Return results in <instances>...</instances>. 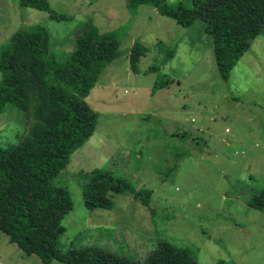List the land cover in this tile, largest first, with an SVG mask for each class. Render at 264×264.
I'll return each instance as SVG.
<instances>
[{
	"label": "rangeland",
	"instance_id": "374dc122",
	"mask_svg": "<svg viewBox=\"0 0 264 264\" xmlns=\"http://www.w3.org/2000/svg\"><path fill=\"white\" fill-rule=\"evenodd\" d=\"M39 2L0 0V50L19 28L41 25L59 63L86 66L110 34L119 53L85 99L96 115L92 137L46 194L70 209L58 248L92 246L138 262L264 264V32L224 82L205 33L224 21L218 10L204 13L207 24L182 28L152 6L130 10L128 0ZM135 42L148 50L137 73L129 64ZM27 122L21 105L0 93L2 149L19 144ZM0 264L44 263L0 231Z\"/></svg>",
	"mask_w": 264,
	"mask_h": 264
},
{
	"label": "trees",
	"instance_id": "16d2710c",
	"mask_svg": "<svg viewBox=\"0 0 264 264\" xmlns=\"http://www.w3.org/2000/svg\"><path fill=\"white\" fill-rule=\"evenodd\" d=\"M34 4L40 0H33ZM192 7H168L162 0H128L132 11L149 5L157 13L182 28L203 19L208 9L225 16L216 28L205 27L217 73L228 81L237 62L264 32V0H191ZM29 4V3H28ZM51 19L66 17L50 15ZM88 22L82 29L87 35ZM148 52L135 42L129 51L133 73ZM119 57L118 42L113 34L103 49L86 66L59 63L49 51V36L41 25L19 28L0 50V93L17 102L27 116L28 130L18 145L7 150L0 147V231L9 243L26 256L42 263L63 264H196L185 257L175 262L154 259L138 262L92 246L58 248L64 229L62 220L68 214L64 207L47 198V191L71 155L90 139L96 127V115L85 102L105 67ZM173 58L168 51L164 62ZM107 185L114 179L107 172L92 171ZM116 183H120L117 181ZM143 205H147L142 200Z\"/></svg>",
	"mask_w": 264,
	"mask_h": 264
},
{
	"label": "crops",
	"instance_id": "0c3cea01",
	"mask_svg": "<svg viewBox=\"0 0 264 264\" xmlns=\"http://www.w3.org/2000/svg\"><path fill=\"white\" fill-rule=\"evenodd\" d=\"M227 130V129H226Z\"/></svg>",
	"mask_w": 264,
	"mask_h": 264
}]
</instances>
